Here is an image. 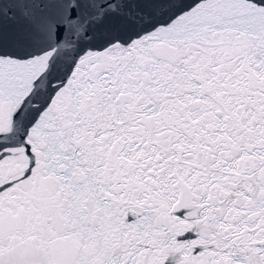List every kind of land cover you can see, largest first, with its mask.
Listing matches in <instances>:
<instances>
[{
	"label": "snow or ice",
	"instance_id": "1",
	"mask_svg": "<svg viewBox=\"0 0 264 264\" xmlns=\"http://www.w3.org/2000/svg\"><path fill=\"white\" fill-rule=\"evenodd\" d=\"M0 264H264V0H0Z\"/></svg>",
	"mask_w": 264,
	"mask_h": 264
}]
</instances>
